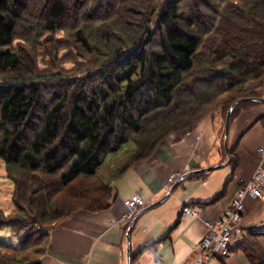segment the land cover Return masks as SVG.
<instances>
[{
	"label": "trees",
	"instance_id": "16d2710c",
	"mask_svg": "<svg viewBox=\"0 0 264 264\" xmlns=\"http://www.w3.org/2000/svg\"><path fill=\"white\" fill-rule=\"evenodd\" d=\"M72 60L82 76L61 68ZM259 88L264 0H0V160L15 208H0V264H42L51 231L109 210L133 165ZM254 237L245 252L264 264Z\"/></svg>",
	"mask_w": 264,
	"mask_h": 264
},
{
	"label": "crops",
	"instance_id": "0c3cea01",
	"mask_svg": "<svg viewBox=\"0 0 264 264\" xmlns=\"http://www.w3.org/2000/svg\"><path fill=\"white\" fill-rule=\"evenodd\" d=\"M255 86L249 84L250 88ZM256 91L264 93V88ZM235 109L229 155L225 149L228 112L219 109L190 133L171 135L146 160L133 165L113 184L115 199L109 210L77 212L51 231L41 263L127 264V233L135 221L130 239L134 264H147L151 249L169 264H188L208 234L209 225L219 223L241 185L251 181L259 169L264 172V156L260 153L264 146V104L245 102ZM233 157L238 163L235 169L230 164ZM211 167L216 168L203 171ZM175 175L178 177L172 181ZM183 176L186 178L169 194ZM136 195L143 198L144 205L131 220L123 222L129 214L123 203ZM186 207L193 208L197 215L184 217ZM241 225L246 236L232 238L230 254L222 257L223 264H252L245 252L251 235L264 251V197L247 198ZM146 247L148 250L139 256Z\"/></svg>",
	"mask_w": 264,
	"mask_h": 264
},
{
	"label": "built area",
	"instance_id": "2783aa9c",
	"mask_svg": "<svg viewBox=\"0 0 264 264\" xmlns=\"http://www.w3.org/2000/svg\"><path fill=\"white\" fill-rule=\"evenodd\" d=\"M260 153L264 156V146L260 148ZM177 177L175 175L172 181ZM248 197H264V172L262 169L258 170L251 181L241 185L236 198L233 199L232 206L226 211L219 223H211L209 225L208 234L204 237L198 252L188 264H223L222 257L230 254L232 238L245 235V230L241 224L246 212V200ZM123 204L129 209V214L124 217L123 221L127 222L132 219L139 207L144 205V200L140 195H136L132 199L126 200ZM183 215L184 217H193L197 215V212L191 207H186ZM147 264L169 263L164 261L156 249H151Z\"/></svg>",
	"mask_w": 264,
	"mask_h": 264
},
{
	"label": "rangeland",
	"instance_id": "374dc122",
	"mask_svg": "<svg viewBox=\"0 0 264 264\" xmlns=\"http://www.w3.org/2000/svg\"><path fill=\"white\" fill-rule=\"evenodd\" d=\"M188 1H186V4L183 5V9L186 11V13H189V6H188ZM58 36V39H66L68 38V32H59L57 34ZM40 51H41V48H40ZM60 56H61V59L65 58L68 56V52L66 50H62L60 52ZM40 62H42L43 60V57H40L39 58ZM75 62L74 60H72L71 62L67 61L65 62L63 65H62V69L64 71H66V74H69L70 76L74 75L75 74V77H79V76H82L83 73H79V72H73L74 71V68H75ZM41 69L44 70L46 69V66L45 65H41ZM68 76V77H70ZM47 91H50L47 90ZM226 97V96H225ZM222 99H225V98H222ZM47 100V99H46ZM220 109H223V107H220ZM225 114H226V111H225ZM107 168V167H106ZM13 191H14V185L13 183L7 178V174H6V165L5 163L0 160V208L6 213V214H10L15 208H14V204H13V201H12V195H13ZM10 233L7 232L5 234H1L2 235V238L4 240H8V241H11V242H14L15 239H13L10 235Z\"/></svg>",
	"mask_w": 264,
	"mask_h": 264
},
{
	"label": "water",
	"instance_id": "95a60500",
	"mask_svg": "<svg viewBox=\"0 0 264 264\" xmlns=\"http://www.w3.org/2000/svg\"><path fill=\"white\" fill-rule=\"evenodd\" d=\"M242 102H246V103H262L264 104V99H255V98H247V99H244V100H240L236 103H234L231 108L229 109L228 113H227V116H226V121H225V149H226V153L227 155H229V148H228V140H229V130H230V124H231V119H232V114H233V111L235 109L236 106H238L239 104H241ZM216 167H211V168H208L206 170H203V171H212L214 170ZM199 172V171H198ZM187 176V175H186ZM186 176H183L177 183L176 185L173 186V188L171 189L170 193L171 194L175 189L176 187H178L182 181L184 180V178H186ZM168 194V195H169ZM134 223L135 221L132 223V225L130 226L129 228V231L127 233V239H128V250H127V264H132L131 263V248H130V239H131V233H132V230H133V226H134Z\"/></svg>",
	"mask_w": 264,
	"mask_h": 264
}]
</instances>
